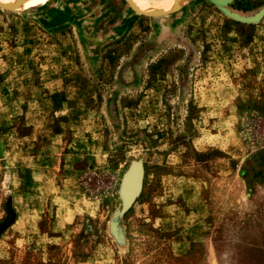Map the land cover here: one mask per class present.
<instances>
[{"label": "rangeland", "instance_id": "374dc122", "mask_svg": "<svg viewBox=\"0 0 264 264\" xmlns=\"http://www.w3.org/2000/svg\"><path fill=\"white\" fill-rule=\"evenodd\" d=\"M0 1V264H264V0Z\"/></svg>", "mask_w": 264, "mask_h": 264}, {"label": "bare ground", "instance_id": "6f19581e", "mask_svg": "<svg viewBox=\"0 0 264 264\" xmlns=\"http://www.w3.org/2000/svg\"><path fill=\"white\" fill-rule=\"evenodd\" d=\"M3 1V0H2ZM7 1V0H6ZM44 0H15V4H19L20 6H28V5H36V4H40L42 3ZM135 1V0H134ZM10 2V1H8ZM7 2V3H8ZM14 2V0H13ZM0 3H2L0 1ZM136 3L137 5L142 8L144 11L145 10H152L155 6V4L151 3V2H145L144 0H136ZM10 4V3H8ZM11 4H14L12 3L11 1ZM177 4V0H165L164 2H161V5H160V8L161 9H169V8H173L174 6H176ZM16 6V5H15ZM30 7V6H29Z\"/></svg>", "mask_w": 264, "mask_h": 264}]
</instances>
